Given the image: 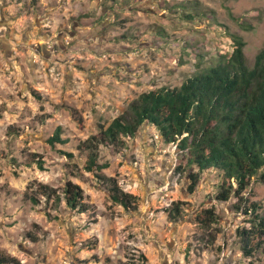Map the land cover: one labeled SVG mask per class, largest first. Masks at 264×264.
Returning a JSON list of instances; mask_svg holds the SVG:
<instances>
[{"label": "rangeland", "instance_id": "1", "mask_svg": "<svg viewBox=\"0 0 264 264\" xmlns=\"http://www.w3.org/2000/svg\"><path fill=\"white\" fill-rule=\"evenodd\" d=\"M233 33L252 65L264 50V0H0V254L19 264H264L260 249L242 255L249 215L232 197L215 199L217 174L203 172L189 193L175 145L153 127L100 145L99 171L85 170L78 148L141 92L177 87L199 60L229 53ZM57 127L64 143L51 145ZM96 172L134 195L135 209L113 202ZM67 181L89 209L58 203ZM245 194L264 207L263 183Z\"/></svg>", "mask_w": 264, "mask_h": 264}, {"label": "trees", "instance_id": "2", "mask_svg": "<svg viewBox=\"0 0 264 264\" xmlns=\"http://www.w3.org/2000/svg\"><path fill=\"white\" fill-rule=\"evenodd\" d=\"M196 16L192 11L184 15L187 20ZM229 38V53L216 54L207 65L199 60L196 70L177 87L141 92L124 113L82 140L78 148L85 152V170L99 171L108 166L107 162H97L100 145L124 143L122 138L134 136L143 124L153 127L162 143L175 145L179 153L175 171H186L189 193L195 191L203 172L214 171L219 177L215 199L227 201L232 197V207L249 215V225L238 232L242 255L248 257L259 249L264 252V207L245 194L252 181L264 184V50L250 65L241 36L233 33ZM47 141L51 145L64 143L60 127ZM35 163L43 169L41 160ZM96 175L108 184L113 202L125 210L135 209L134 195L123 191L113 177ZM38 187L45 200L51 198L53 189L44 184ZM55 198L58 203L62 198L67 207L77 211L89 209L83 190L70 181L65 183L62 196L56 194ZM29 199L38 203L35 196ZM205 212L199 221L206 226L213 220V212ZM179 213L178 202L167 210L172 220ZM10 263L19 264L15 258L0 254V264Z\"/></svg>", "mask_w": 264, "mask_h": 264}]
</instances>
